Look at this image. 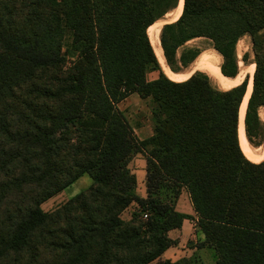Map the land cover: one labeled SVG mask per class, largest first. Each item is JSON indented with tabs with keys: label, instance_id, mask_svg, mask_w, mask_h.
I'll return each instance as SVG.
<instances>
[{
	"label": "trees",
	"instance_id": "16d2710c",
	"mask_svg": "<svg viewBox=\"0 0 264 264\" xmlns=\"http://www.w3.org/2000/svg\"><path fill=\"white\" fill-rule=\"evenodd\" d=\"M180 1L0 0V264H193L162 260L169 233L192 219L175 210L183 188L198 217L196 248L213 249L217 264H264V149L249 150L240 132L251 78L218 88L201 72H163L154 33ZM174 17L160 43L175 74L202 54L187 45L206 39L218 73L235 79L238 43L252 38L244 127L260 148L264 0H182ZM134 94L150 101L153 135L143 141L117 107ZM138 154L147 198L129 169ZM84 175L87 191L42 210Z\"/></svg>",
	"mask_w": 264,
	"mask_h": 264
},
{
	"label": "rangeland",
	"instance_id": "374dc122",
	"mask_svg": "<svg viewBox=\"0 0 264 264\" xmlns=\"http://www.w3.org/2000/svg\"><path fill=\"white\" fill-rule=\"evenodd\" d=\"M174 13L175 12L169 14L163 21H165V23L170 22V21H175ZM262 34L264 37V31L262 32ZM71 42H72V34L70 32H67V34L65 35L64 48H63V52H65L66 54H68L67 52L70 51L69 48L71 47ZM187 46L199 48L202 51V54L187 69V71L181 75L185 76L188 73L192 74V73L201 72L207 76L208 75L210 76V74H208L209 72L206 70L207 65L205 63L210 60L218 61L217 64L219 65V67L221 66L222 59L220 55L216 51L213 50L211 43L208 40L206 39L194 40L190 42ZM160 48H161L160 49L161 56H159L158 53L157 55H158V60L161 64L163 72L171 77H176V75L178 74H175L172 71H170L169 67L166 64L163 49L161 46ZM246 56L248 58L247 64L245 63ZM68 58H69V66H70L71 65L70 63L76 60L77 54L70 51ZM237 59H238V64L240 68V72L237 77H240V79L243 78V82H244L246 78H249V79L251 78L250 72H249V76L248 75L246 76V69H248V66L254 65V61H255L253 42L250 36L243 37L238 43ZM158 76L159 75L157 73L151 74L148 76V80L153 81L157 79ZM209 78L211 82L213 83V85L219 88L217 82L212 77H209ZM235 82H238V80ZM117 107L119 111L124 113L128 123L134 129V135L136 136V138L141 141L148 139L151 132L153 131L150 101L143 100L142 98L138 97V95L134 94L131 97H129L127 100H125L124 102L120 103ZM260 116L262 120L264 121V109L260 111ZM244 143L249 150L255 151L257 155L262 154L263 149H264V144L260 148H253L248 142H244ZM131 158H135L134 161L131 163L129 169L137 177L138 185H137L136 193L139 197L144 198L146 190H147L146 183L144 181L145 180L144 173H145V168H146V159L144 156L140 154L132 155ZM92 185H93L92 178L89 175H84L79 180H77L74 184H72L70 187L66 188L61 193L54 196L47 202H45L41 206V208L46 213H52L58 208H60L61 206H63L65 203L70 201L71 199L87 191ZM170 192H171L170 190H163L162 191L163 199L172 200L174 196ZM169 253H171V251H168L167 254ZM195 255H196V260H194V264H217L216 254L214 250L212 249H209V248L200 249V251H197V254ZM166 257H168V255H166Z\"/></svg>",
	"mask_w": 264,
	"mask_h": 264
},
{
	"label": "crops",
	"instance_id": "0c3cea01",
	"mask_svg": "<svg viewBox=\"0 0 264 264\" xmlns=\"http://www.w3.org/2000/svg\"><path fill=\"white\" fill-rule=\"evenodd\" d=\"M152 135H153V131L151 132L149 138ZM134 159L135 158H131L129 167L131 163L134 161ZM144 178H145L144 181L146 183L147 161H146ZM137 185H138V181H137ZM144 198H147V190H146ZM175 210L180 214L192 217V219L185 220L183 222L181 229L174 230L169 233V238L172 241V246L169 250L165 252V254L162 257V260L176 262L182 259H187V260H190L194 264V260H196L195 254H197V251H200V249H206V248H199V249L196 248L197 244L199 243V238H200V234L198 232V227H197L198 217L194 211V207L191 201L190 194L188 190H186L185 188L182 189L179 198L176 200ZM130 214H131L130 211L129 212L127 211L124 213V216L126 215L125 218L127 220L130 219L129 217ZM168 251H171V253L167 254ZM166 255H168V257H166ZM216 263H217V256H216Z\"/></svg>",
	"mask_w": 264,
	"mask_h": 264
},
{
	"label": "bare ground",
	"instance_id": "6f19581e",
	"mask_svg": "<svg viewBox=\"0 0 264 264\" xmlns=\"http://www.w3.org/2000/svg\"><path fill=\"white\" fill-rule=\"evenodd\" d=\"M181 5H182V0L180 1L178 9L181 7ZM178 9H176L174 12H176ZM164 24H165V21L159 22L157 24V26H156L155 33H154L155 45H156L157 53H158L159 56H161L160 55V49H161L160 48V46H161V43H160V32H161V29H162ZM205 63L207 65V69L206 70L209 72L208 74H210V76L209 75L208 76L212 77L217 82L218 86H221V87L231 86V85L239 84V83H241L243 81V78L240 79V77H237L235 79H229V78H226V77H223L222 75H220L218 73V71L216 70L215 66H214L213 60L212 61L211 60L207 61ZM255 69H256V67L254 65L248 66V70H249L250 76H251V82H250V87H249L247 96H246V98L244 100V103H243V110H242V115H241V125H240V132H241V136H242V139H243L244 142H248L247 138H246V134H245L244 118H245V113H246L248 100H249L250 94L252 92V81H253ZM178 76H182V75L181 74L176 75V77H178ZM237 80H238V82H235Z\"/></svg>",
	"mask_w": 264,
	"mask_h": 264
},
{
	"label": "built area",
	"instance_id": "2783aa9c",
	"mask_svg": "<svg viewBox=\"0 0 264 264\" xmlns=\"http://www.w3.org/2000/svg\"><path fill=\"white\" fill-rule=\"evenodd\" d=\"M144 219H145V220L148 219V215H145V216H144Z\"/></svg>",
	"mask_w": 264,
	"mask_h": 264
}]
</instances>
